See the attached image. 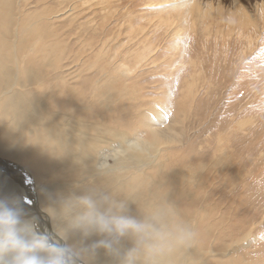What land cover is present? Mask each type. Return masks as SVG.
Returning a JSON list of instances; mask_svg holds the SVG:
<instances>
[{"label":"rangeland","instance_id":"obj_1","mask_svg":"<svg viewBox=\"0 0 264 264\" xmlns=\"http://www.w3.org/2000/svg\"><path fill=\"white\" fill-rule=\"evenodd\" d=\"M189 1L14 0L15 44L34 45L33 67L77 97L101 86L158 165L184 171L212 232L205 248L226 254L248 234L245 259L264 264V0Z\"/></svg>","mask_w":264,"mask_h":264},{"label":"bare ground","instance_id":"obj_2","mask_svg":"<svg viewBox=\"0 0 264 264\" xmlns=\"http://www.w3.org/2000/svg\"><path fill=\"white\" fill-rule=\"evenodd\" d=\"M233 2L240 6L239 0ZM190 4L194 6L195 0H190ZM13 13L14 0H0V195L18 197L26 211L39 219L41 230L54 233L58 225L50 207L68 192L87 186L111 190L117 197L128 200L133 214L168 200L197 232L194 247L177 255L172 264H256L253 259L251 262L245 259L242 251L251 246V241L241 245L248 234L230 246L232 249L226 254L205 248L212 232L203 230L204 215L196 207L199 200L187 191L184 171L158 165L152 154L154 145L146 141L142 152L129 150L128 141L137 137V130L129 133L126 124L119 120L124 112L121 107L106 106L101 86L94 88L85 82L80 88L82 94L77 97L78 90L44 75L46 65L33 67L29 58L36 48L25 45L18 49L20 41L15 44L13 30L14 19L18 18ZM238 17L241 26L250 23L244 12ZM20 24L25 33L27 23L20 21ZM113 70L120 72L124 68L117 66ZM45 80L49 88L35 91L44 88ZM65 88L68 94L64 95ZM90 90L100 95L101 109L92 108L99 106L90 100L92 94L85 93ZM151 123H146L150 125L148 129L153 127ZM157 131H150L153 143L160 141Z\"/></svg>","mask_w":264,"mask_h":264},{"label":"clouds","instance_id":"obj_3","mask_svg":"<svg viewBox=\"0 0 264 264\" xmlns=\"http://www.w3.org/2000/svg\"><path fill=\"white\" fill-rule=\"evenodd\" d=\"M145 147L142 137L128 141L131 151ZM130 204L100 187L70 191L50 207L54 233L41 230L18 197L0 195V264H172L196 244V230L174 203L135 214Z\"/></svg>","mask_w":264,"mask_h":264}]
</instances>
